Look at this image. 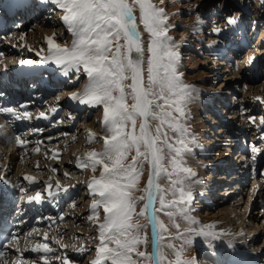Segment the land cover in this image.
Segmentation results:
<instances>
[{
  "label": "rangeland",
  "instance_id": "obj_1",
  "mask_svg": "<svg viewBox=\"0 0 264 264\" xmlns=\"http://www.w3.org/2000/svg\"><path fill=\"white\" fill-rule=\"evenodd\" d=\"M154 3L165 8L168 14L172 25L169 34L180 53L179 71L187 83L199 90L189 105L188 121L198 146L193 147L185 159L187 166L197 174L193 178L196 181L192 183L193 193L199 188L208 189L206 195L209 193L211 197H207L206 202L195 196L193 214L205 224H214L221 233L219 239L210 243L197 238L187 247L186 255L194 258L196 264H204L208 260L227 264L228 257L235 260V256L239 258L243 254L254 257L255 264H264V126L260 124L261 117H264V0H164L163 4H160V0H154ZM49 10L56 12L50 13ZM40 14L38 18L33 16L27 19L29 21L23 26L13 19L8 32L3 38L0 36L3 42L0 55L6 52L7 47H17L22 51L47 49L45 38L53 35L51 30L56 31V42L71 45L73 38L60 19L62 11L51 4ZM229 16L237 18V25L227 26L225 18ZM197 17L201 20L199 24ZM213 27L226 31L223 35L216 34L212 32ZM144 40L147 45L146 33ZM12 54L7 59H14L16 53ZM1 63L3 61L0 59ZM85 79L82 77L75 84L76 89L82 86ZM67 83L71 81L64 82L63 87L67 88ZM54 93L57 92H51L45 98L38 93L31 98L25 92L14 100L9 97L11 101L5 103L15 106L26 103V110L32 114L33 120L40 112H45L48 119H44L45 124H32L12 131L13 135L19 134L26 140L24 146H18L14 140L9 141L0 135V177L4 185L16 188L11 192L18 190L19 197L32 196L37 190L45 194L44 189L50 179L53 190L57 180L61 189L74 186L63 201L65 205L61 202L63 198L60 199L62 206L57 203V211H45L20 233L17 247L22 251L25 264H42L39 257L43 253L25 255L37 243H48L53 248L54 251L47 254L49 261L56 260L60 264L57 257L62 259L67 255L72 264H90L96 257V244L99 243L97 227L88 220L92 215V196L87 183L93 173L91 169L79 167L77 160L83 158L87 151H99L103 147L102 108L85 110L81 121L64 131L58 125L62 117L53 119L55 113L51 112L53 107L57 111L59 109L55 104L58 93ZM37 99L41 102L37 103ZM3 102L2 98L0 103ZM250 117L255 118V122ZM14 119L6 115L0 119V125L11 130ZM90 133L96 134L92 142H89ZM8 150L16 155L21 152L20 159L5 157L4 153ZM221 165L225 168H218ZM147 174L148 168L145 166L141 187L147 180ZM25 175L35 177L40 183L30 184L23 179ZM95 175L99 176V169ZM218 175L222 180L211 190L206 185H212ZM17 177L22 180H17ZM161 184H166V181L161 180ZM21 187L25 189L24 192L19 191ZM229 188L233 190L230 193ZM142 206L141 202L137 210ZM224 208L229 211L227 218L220 215ZM160 215L167 224L168 218ZM172 232L175 234V229ZM45 233L48 234L47 238ZM54 238H62L61 243L68 245L67 249L55 243ZM231 240L234 243L231 246L223 245V242ZM175 243L179 245V241ZM81 248L84 250L80 251ZM147 250L151 251V243ZM71 253L74 255L70 256ZM20 255L15 249L13 264Z\"/></svg>",
  "mask_w": 264,
  "mask_h": 264
},
{
  "label": "snow or ice",
  "instance_id": "obj_2",
  "mask_svg": "<svg viewBox=\"0 0 264 264\" xmlns=\"http://www.w3.org/2000/svg\"><path fill=\"white\" fill-rule=\"evenodd\" d=\"M36 2L47 5L49 0ZM50 2L62 11L60 19L73 39L68 45L56 42L55 34L47 36V49L42 50L45 54L39 62L57 65L73 85L86 77L69 99L88 108H102L103 147L87 151L77 160L79 167L93 173L87 183L92 196V215L88 220L97 227L99 243L90 264H196L194 258L186 255L187 247L197 238L210 243L219 239L221 233L214 224H205L193 214L192 183L196 182L193 178L197 174L187 166L185 157L198 146L188 121L189 105L199 90L187 83L179 71L180 53L169 34L172 25L165 8L154 0ZM163 2L160 0V4ZM32 4L33 0H12L17 9H27ZM225 19L227 26L238 23L234 16ZM200 22L197 17V24ZM225 31L221 27L212 29L221 35ZM18 63L35 62L21 59ZM3 96L0 93V100ZM27 107L26 103L19 106L0 103V114L30 120L32 114L22 110ZM51 111L55 113L57 108ZM36 119L48 116L40 112ZM249 119L255 122V118ZM260 124L264 126V117ZM0 135L14 140L18 146L26 144L19 134L9 136L3 125ZM95 139L96 134L90 133L89 142ZM145 166L147 180L141 187ZM98 169L99 176L95 175ZM23 179L33 185L40 183L30 175ZM161 180L166 184L162 185ZM71 187L74 186L61 189L57 180L53 190L50 179L44 189L46 196L37 190L26 203L41 204L57 198L61 191L67 195ZM19 191L25 189L21 187ZM141 202L143 206L137 210ZM160 214L168 218L167 224ZM44 235L47 238L48 234ZM54 239L67 249L68 245L61 243L62 238ZM17 242L18 236L10 235L6 246L21 253L15 264H25ZM150 243L154 248L151 252L147 250ZM28 250L43 253L39 260L51 264L47 254L54 250L48 243H37ZM3 257L0 252V264ZM57 260L60 264H72L67 255Z\"/></svg>",
  "mask_w": 264,
  "mask_h": 264
},
{
  "label": "bare ground",
  "instance_id": "obj_3",
  "mask_svg": "<svg viewBox=\"0 0 264 264\" xmlns=\"http://www.w3.org/2000/svg\"><path fill=\"white\" fill-rule=\"evenodd\" d=\"M41 12V11H40ZM0 15H2V16H4V18H8V19H11V18H13L14 17V13H10L9 15H5L4 13H2V12H0ZM39 16H41V14L39 15ZM39 16H37V18L39 17ZM30 18V17H29ZM28 18V19H29ZM31 19H32V17H31ZM29 20H27L26 22H24V25H26L27 24V22H28ZM11 22V21H10ZM9 26V25H8ZM23 26V25H22ZM6 32H8V27H0V35H5L6 34ZM52 34H54L56 31L55 30H51L50 31ZM8 37H10V36H8ZM1 38H3V36L1 37ZM11 39H15V37H10ZM16 43V42H15ZM144 43H145V40H144ZM3 42L1 41V39H0V50H2V48H3ZM146 44V43H145ZM18 49L19 48H8L7 47V49H5L6 50V52L5 51H3L4 53L2 54V55H0V59L3 61V62H5L6 60H7V58H8V56L9 55H11L12 53H15V52H17L18 51ZM20 50H23V49H20ZM13 55V54H12ZM69 79L68 78H66V77H64L63 76V78H62V80H59L58 81V83L56 84V87L55 88H53V89H35L34 91H32V93L34 94V95H36V94H38V93H42V95L44 96V98L45 97H47L48 96V94H50L51 92H58V90H60L59 92H62V95H67L68 93H71V92H73V90H78V89H76V85L74 84L73 85V83L71 82V83H67L66 84V87L67 88H65V87H63L64 86V82L66 83L67 81H68ZM69 84H70V86H69ZM64 88V89H59V88ZM69 87V88H68ZM57 89V90H56ZM16 92L17 91H15L14 92V94H16ZM17 94H20L19 92H17ZM55 94H57V93H54V95ZM51 95V94H50ZM48 99V98H47ZM38 100V99H37ZM56 100V101H55ZM55 102H57V103H55L56 104V106L58 107V105H60V104H62V102H61V100H60V96L59 97H56L55 98ZM38 102H41L40 100H38L37 101V103ZM36 103V102H35ZM59 109H58V111L57 112H55V114H54V117H53V119L54 118H59V117H63V115H62V112H61V110H60V106L58 107ZM66 108V107H65ZM26 110V109H25ZM85 111V110H84ZM86 111H92V109H90V108H88V109H86ZM82 117V116H81ZM81 117H80V119H79V122L81 121ZM52 118H51V121L53 120ZM15 120V119H14ZM45 120L44 119H38L37 121H35V123H40V124H42V123H45L44 122ZM76 125V124H75ZM60 127V126H59ZM60 128H63V127H60ZM66 129H69L68 127H64L62 130H64V131H66ZM82 129V128H81ZM81 129H77L78 131H81ZM69 131V130H68ZM23 133V132H22ZM81 133V132H80ZM35 135V134H34ZM20 149V148H19ZM18 149V150H19ZM21 150V149H20ZM19 150V151H20ZM9 151L10 150H8V152H5L4 153V155H5V157H9L10 159H15V160H19L20 159V157L19 156H21L22 154H21V152H19V154L18 155H16V154H14L13 152L12 153H9ZM23 153V152H22ZM10 154V155H9ZM222 155H224L225 156V154H222ZM239 156H241V155H239ZM242 157V156H241ZM222 158V157H221ZM224 160V159H223ZM218 162H220V161H218ZM218 168H220V169H223V168H225V167H223L222 165L221 166H218ZM236 178V177H235ZM237 178H238V176H237ZM17 180H22L21 179V177H17ZM220 180H222L221 179V176H216V181H214V184L215 185H213V186H209V183L206 185V186H209V187H212L211 188V190H214V187L216 186V184H217V182H219ZM5 184V183H4ZM29 184V183H28ZM201 188H199V190H200ZM211 190L209 191V192H211ZM229 190V193L231 192V191H233L232 189H228ZM11 191V190H10ZM208 191V189H206L205 190V192H204V195H206V192ZM4 192H5V190H4ZM228 192V191H227ZM14 193L15 192H11L10 193V196H13L14 195ZM214 193V192H213ZM208 194V198H210L211 197V195L209 194V193H207ZM196 196V195H195ZM70 198V197H69ZM197 198H198V196H197ZM65 199L63 198L62 200H61V202L65 205L66 203L65 202H63ZM207 202V201H206ZM225 202H227V201H225ZM201 203H204V202H201ZM200 203V204H201ZM24 204H25V201L23 200V199H21L20 200V205L22 206V208L24 207ZM9 207V206H8ZM47 206H45L44 207V209L46 208ZM42 210V209H41ZM51 211V210H50ZM228 213H229V211H228V209L227 208H224V209H222V213L220 214V215H223L225 218H227V216H228ZM40 219V218H39ZM216 231L217 232H220V230L219 229H216ZM236 242V241H235ZM232 244H234L233 243V240H231L230 242H223V245L224 246H231ZM78 252H75V254H77ZM32 255V252H30V251H27L26 253H25V255L26 256H29V255ZM30 255V256H31ZM71 255H74V253L72 254H70V256ZM28 258V257H27ZM254 258V257H253ZM251 260H253L252 258H251ZM254 261V260H253ZM51 262V264H58L57 262H56V260H53V261H50ZM226 262H227V264H231V261H230V258L228 257L227 259H226ZM236 264H249V263H246L247 262V258H245V257H242V255L239 257V259H237L236 261ZM254 263V262H253ZM204 264H216V263H214L212 260H208L207 261V263H204ZM251 264V263H250ZM255 264V263H254Z\"/></svg>",
  "mask_w": 264,
  "mask_h": 264
},
{
  "label": "water",
  "instance_id": "obj_4",
  "mask_svg": "<svg viewBox=\"0 0 264 264\" xmlns=\"http://www.w3.org/2000/svg\"><path fill=\"white\" fill-rule=\"evenodd\" d=\"M151 251H154V248H153V246L151 245Z\"/></svg>",
  "mask_w": 264,
  "mask_h": 264
}]
</instances>
